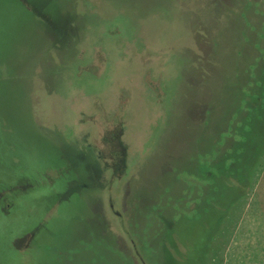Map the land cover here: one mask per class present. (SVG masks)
<instances>
[{
    "label": "rangeland",
    "instance_id": "obj_1",
    "mask_svg": "<svg viewBox=\"0 0 264 264\" xmlns=\"http://www.w3.org/2000/svg\"><path fill=\"white\" fill-rule=\"evenodd\" d=\"M262 22L264 0H0V264H264Z\"/></svg>",
    "mask_w": 264,
    "mask_h": 264
},
{
    "label": "trees",
    "instance_id": "obj_2",
    "mask_svg": "<svg viewBox=\"0 0 264 264\" xmlns=\"http://www.w3.org/2000/svg\"><path fill=\"white\" fill-rule=\"evenodd\" d=\"M261 33H259L260 35L262 34V32H264V22H262V27H261ZM264 35L262 34V37H263ZM253 68V67H252ZM251 68V69H252ZM254 69H256V68H253L252 69V72L251 71H249L250 73H253L254 72ZM249 70H250V68H249ZM260 72V71H259ZM254 74V73H253ZM253 77L255 76V75H252ZM250 79L251 80H249V81H247L246 82V85H245V89L247 90H245L244 92H248L249 94H247V96H248V98L249 99H256V92H254L253 90H252V87H255L254 86V80H252V77H251V74H250ZM248 99V100H249ZM246 102V100H243V99H241V103H245ZM240 108V110H241V112H243V113H246V111H244V109L242 108V107H239ZM243 113L241 114V116H239V114H235L234 115V121H233V123H234V126L233 127H231L228 131H230V133H228V132H224V133H228V135L230 136V135H236V134H238V133H241V129H243V124H244V122L242 123V121H243ZM236 122V123H235ZM240 123H242V125L240 126V127H238V125H240ZM223 133V134H224ZM229 136H227V137H229ZM232 141H233V139H232ZM235 144V142L233 141V145ZM259 146V145H258ZM228 149H226V151H227ZM259 150V149H258ZM225 151V152H226ZM224 152V153H225ZM224 153H222L223 155H224ZM260 153L259 152H257L256 153V157L259 155ZM255 157V156H254ZM255 157V158H256ZM251 163H253L254 165H252V166H255V168L253 169V170H250V171H248V179L250 180V179H254V176H255V172H256V168H257V166L259 165V162H258V160L256 159H254V158H252V159H250L249 160ZM219 165H221V167L222 168H224V170L223 169H221V171H220V173H218L217 174V176L215 175H213V174H211L212 176H214V182H217V183H220V184H222L223 186H227V187H229L230 185H229V183H228V178H230V175H228V173H227V170H226V167H224V165H223V163H219ZM217 170V169H216ZM41 175V174H40ZM206 176L208 175V174H205ZM204 175V176H205ZM251 181V180H250ZM249 184V183H248ZM245 186V185H244ZM236 189V194L238 195V198L236 199V201L231 205V209H234V208H236L237 206H238V204H240L241 202H242V199L244 198L243 197V195H244V191H243V189H241L240 187H238V188H235ZM238 201V202H237ZM237 202V203H236ZM219 205L220 204H217V207H219ZM169 228V227H168ZM168 228H165V229H168ZM116 254H118V253H116ZM119 255V254H118ZM120 256V258L122 259V261L120 260L119 262L121 263V264H133L128 258H126V257H124V256H122V255H119ZM105 264H112L111 262H109V261H106L105 262ZM115 264V263H114Z\"/></svg>",
    "mask_w": 264,
    "mask_h": 264
},
{
    "label": "flooded vegetation",
    "instance_id": "obj_3",
    "mask_svg": "<svg viewBox=\"0 0 264 264\" xmlns=\"http://www.w3.org/2000/svg\"><path fill=\"white\" fill-rule=\"evenodd\" d=\"M1 168H4V166H2V164H0V170H1ZM41 183H44L43 179H41ZM15 191L20 192V193H24V190L20 191V189H17ZM7 192L9 193L10 191L3 190V189L0 191V214L4 215V216L9 215L10 212L14 209V203L12 201H10L9 198H6L7 197V195H6Z\"/></svg>",
    "mask_w": 264,
    "mask_h": 264
}]
</instances>
